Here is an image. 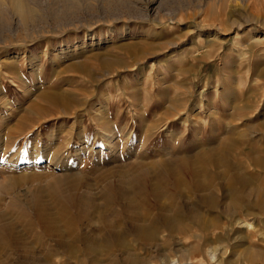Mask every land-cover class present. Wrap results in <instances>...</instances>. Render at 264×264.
<instances>
[{
	"label": "rangeland",
	"instance_id": "374dc122",
	"mask_svg": "<svg viewBox=\"0 0 264 264\" xmlns=\"http://www.w3.org/2000/svg\"><path fill=\"white\" fill-rule=\"evenodd\" d=\"M156 1L0 3V264H264V0Z\"/></svg>",
	"mask_w": 264,
	"mask_h": 264
},
{
	"label": "bare ground",
	"instance_id": "6f19581e",
	"mask_svg": "<svg viewBox=\"0 0 264 264\" xmlns=\"http://www.w3.org/2000/svg\"><path fill=\"white\" fill-rule=\"evenodd\" d=\"M9 2V5L11 6L12 9L15 10H20L22 9V3L21 0H0V3L2 2ZM157 3L156 0H152L150 7L155 6ZM170 31L174 28L173 26L169 25ZM199 39L201 38V35L197 36ZM197 42H195L196 44ZM196 53V52H195ZM259 205V203H258ZM251 207V206H250ZM261 208L264 210V203H260ZM244 222V221H242ZM240 222L241 224H243ZM69 229L68 231L71 234H75L74 229H79V228H65ZM117 229L119 228H100V233L97 232V235L95 233L96 237L93 238H84L80 240V245H91L93 247L98 246L99 244H103L104 247L108 250H110L114 246H118L124 242L122 234H120ZM138 236L144 240V241H151L156 237V229L155 230H149V229H142L138 231ZM63 246H65V243H62ZM102 245V246H103ZM116 251L115 254H111L109 256V260L112 262V264H121L120 262H124L125 264H154V262H151L150 260L147 261L145 258H140L137 254H133V252H122L123 259H120L119 254ZM216 255V254H215ZM94 258H98L96 254L93 253ZM213 257V256H212ZM217 257V256H215ZM213 257V258H215ZM120 259V260H119ZM176 262V261H174ZM177 263V262H176Z\"/></svg>",
	"mask_w": 264,
	"mask_h": 264
}]
</instances>
